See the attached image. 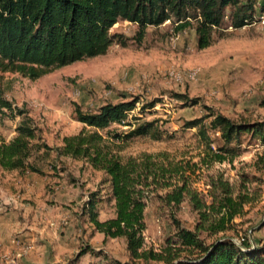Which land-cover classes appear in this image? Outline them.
I'll return each instance as SVG.
<instances>
[{"label": "rangeland", "instance_id": "374dc122", "mask_svg": "<svg viewBox=\"0 0 264 264\" xmlns=\"http://www.w3.org/2000/svg\"><path fill=\"white\" fill-rule=\"evenodd\" d=\"M259 2L255 23L229 28L226 36L216 37L206 49L198 48L193 28L176 34L171 22L149 26L140 43L136 39L138 25L121 20L112 32L122 34L126 46L114 43L104 55L54 68L35 80L0 72L4 97L33 118L41 142L51 147L61 145L64 136L84 127L75 117L76 104L92 111L107 102L138 97L129 120L133 124L154 121L162 137L145 135L121 141L117 143L121 153L139 156L166 152L176 162L191 158L198 161V131L185 127L186 122L206 118L210 109L235 121L264 120V0ZM176 94L197 99L198 103ZM154 101V107L145 108ZM21 118L0 108V137L12 139ZM131 129L128 125L110 128L117 133ZM209 132L217 139L218 133ZM242 140L234 162H216L210 172L220 171L235 185L242 183L245 174L258 178L246 186L255 197L246 206L245 215L236 220L239 233L229 234L238 243L247 234L252 242L264 245V170L256 169L263 146L250 135ZM35 156L44 174L4 171L0 167V264H108L106 257L129 261L125 239L105 238L84 209L95 198L101 220L114 216L104 172L84 160L58 158L54 151ZM200 176L194 186L203 190L205 179H198ZM169 211L156 197L148 201L147 247L160 248L174 233ZM176 215L185 227L195 228L198 214L188 201L178 207ZM23 245L32 249L21 254ZM86 248L98 254L89 251L80 256Z\"/></svg>", "mask_w": 264, "mask_h": 264}, {"label": "trees", "instance_id": "16d2710c", "mask_svg": "<svg viewBox=\"0 0 264 264\" xmlns=\"http://www.w3.org/2000/svg\"><path fill=\"white\" fill-rule=\"evenodd\" d=\"M259 4V0H0V72L19 73L35 80L54 68L104 55L114 43L126 46L123 35L112 32L121 20L138 25L136 39L140 43L149 26L171 22L176 34L193 28L198 48L206 49L216 37L226 36L229 28L241 29L255 23ZM176 96L198 103L184 94ZM137 102L138 97L107 102L92 111L76 104L75 117L84 127L64 136L61 145L51 147L41 142L33 118L24 109L13 107L0 85V108L22 117L12 139L0 137V167L44 174L35 155L54 151L58 158L84 160L104 172L114 216L101 220L95 198L84 209L105 238H124L130 255L125 262L105 256L108 264H264L263 244L252 242L247 234L238 243L229 234L239 233L236 220L245 215L246 206L255 197L246 186L258 178L245 174L242 183L235 185L220 171L210 172L216 162H234L244 135L257 138L263 146L256 169L264 170V120L235 121L210 109L208 123L206 118H196L185 124L197 128L201 148L198 161L191 158L176 162L166 152L124 156L117 143L145 135L162 137L154 121L133 124L129 120ZM113 125L132 129L117 133L110 130ZM210 130L219 134L217 139ZM217 140L221 143L216 144ZM197 175L205 179L203 190L194 186ZM152 197L170 209L168 215L174 227V233L158 249L147 247L145 238L146 207ZM185 201L198 214L194 229L185 227L176 215ZM202 234L215 238L207 242ZM89 251L98 254L86 248L80 256Z\"/></svg>", "mask_w": 264, "mask_h": 264}, {"label": "built area", "instance_id": "2783aa9c", "mask_svg": "<svg viewBox=\"0 0 264 264\" xmlns=\"http://www.w3.org/2000/svg\"><path fill=\"white\" fill-rule=\"evenodd\" d=\"M190 77L194 78V76H190ZM31 249H32L31 245H23V246H21V254L28 253Z\"/></svg>", "mask_w": 264, "mask_h": 264}, {"label": "crops", "instance_id": "0c3cea01", "mask_svg": "<svg viewBox=\"0 0 264 264\" xmlns=\"http://www.w3.org/2000/svg\"><path fill=\"white\" fill-rule=\"evenodd\" d=\"M5 171V170H4Z\"/></svg>", "mask_w": 264, "mask_h": 264}]
</instances>
